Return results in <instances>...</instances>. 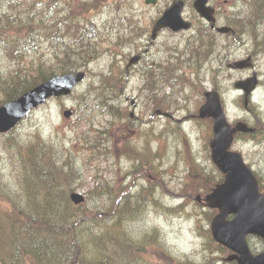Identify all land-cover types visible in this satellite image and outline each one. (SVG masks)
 Returning a JSON list of instances; mask_svg holds the SVG:
<instances>
[{
    "label": "rangeland",
    "instance_id": "rangeland-1",
    "mask_svg": "<svg viewBox=\"0 0 264 264\" xmlns=\"http://www.w3.org/2000/svg\"><path fill=\"white\" fill-rule=\"evenodd\" d=\"M7 1L0 0V83L10 80L13 71L32 66V62L55 61L54 45L42 29L36 32V49L14 45L23 41L27 31L14 27L9 22L11 15L16 19L15 25L24 21L23 26L32 23L31 28L37 26V29L42 25L38 0H11L19 2L14 8H10ZM215 1L224 25L233 23L236 10L244 3ZM71 2L85 8L84 13L77 15L80 24L95 27L98 58L91 57L87 66L82 67L87 77L73 93L50 98L33 109L11 132L0 135V193L3 198L18 208H25L38 194L28 191L25 184L27 169L20 151L37 144L41 139L36 135H40L47 145L53 146L60 164H68L64 170H71L72 192L86 195L89 206L104 208L106 212L108 197L92 194L94 189L102 190L99 187L105 185H110L114 194L120 196L123 206L128 197L131 210L137 196L142 195L144 205L134 212L135 218L125 216L120 228L112 232L116 235L125 232L134 244L137 241L141 246L139 251L149 253L150 264H236L229 260L231 257L227 258L230 254L219 250L203 232L211 229L212 208L201 206L196 200L177 207L186 203L180 191L188 180V169L207 171L216 178L222 173L211 155L215 117L192 116L198 115L206 104L208 91H216L222 97L230 126L244 122L249 127H263L254 136L240 135L232 149L242 153L260 185H264V39L259 36L255 40L248 32L240 35L218 32L217 39L212 42L200 30L193 29L164 32L151 46L148 42L152 15L144 0ZM59 8L55 9L54 18L64 14L57 12ZM213 46L214 52L211 51ZM196 51L201 52L198 63L186 61L192 54L196 55ZM142 52L144 58L127 69L130 58ZM16 56L23 61L18 63ZM173 63L177 71L183 73L182 81L174 86L170 84L173 80L164 82L170 74L168 67ZM121 72L124 78L118 83L117 94L111 92L110 83H105V88L101 86L103 74L120 75ZM156 77L157 86L152 81ZM252 78L257 79L256 89L246 100L243 89H237L235 84L238 80ZM156 87L161 98L160 107L151 98ZM5 100L6 94L0 88V105L7 102ZM108 102L114 103L116 109H108ZM157 109L170 112L174 118L155 114ZM69 110L70 116L65 115ZM154 171L159 175L153 174ZM109 222L114 224L115 219ZM247 240L253 253L264 250V239L250 235ZM120 242L121 245L127 243L124 239ZM9 248L8 242L0 239V264H16L17 261L36 264L33 257L26 254L20 260L15 258L14 262L11 255L3 259L1 252L7 254ZM90 258L86 257V263Z\"/></svg>",
    "mask_w": 264,
    "mask_h": 264
},
{
    "label": "trees",
    "instance_id": "trees-1",
    "mask_svg": "<svg viewBox=\"0 0 264 264\" xmlns=\"http://www.w3.org/2000/svg\"><path fill=\"white\" fill-rule=\"evenodd\" d=\"M241 1L244 3L236 10L234 15L236 18L233 23L230 22L233 30L239 35L246 32L252 33L255 40H258L259 36L263 40L264 0H236L237 3ZM7 3L10 4V8H14L19 2L8 0ZM71 6V3L66 2L63 9L59 11L64 14L51 21V12L39 14L42 25H38L37 29V26L31 28L32 23L23 26L24 21H19L15 25L16 19L11 15L9 22L14 27L20 28L19 31H27L23 41L20 44H14L16 48L25 46L27 50L36 49V32L42 29L46 32L47 39L51 40L54 45L55 61L45 63L40 59L43 62H32V66L25 70L19 68L13 71L10 80L0 83L1 90L6 94L5 101L20 96L35 85L49 79L57 71L58 73L76 72L87 66L91 57L98 58L95 27H85V23L81 22L83 27L78 21L77 15L80 12L84 13L85 8L78 4L74 5V10H71L69 8ZM200 33L205 36L206 32L200 29ZM257 50L260 51L259 48ZM200 55L201 52L196 51V55L192 54V59L189 58L186 61L197 64ZM16 60L19 61L18 63L23 61L20 56H16ZM168 70L170 74L164 79V82L173 80L174 82L170 84L174 86L177 81H182L183 73L177 71L178 67L174 63L168 67ZM149 74L150 72H147V75ZM122 78H124L123 72L120 75L103 74L101 86L104 87L108 82L113 87L111 92L117 94L118 83ZM147 78L150 83V78ZM152 81L157 86L158 77L153 78ZM158 92L157 88L151 96L155 97L156 105L160 107L161 98ZM115 106L114 103H107V107L111 111L116 109ZM36 137L41 140L25 150L21 149L20 153L23 155L22 161L27 169L24 178L28 191H35L38 194L29 200L25 208H18L14 203L6 201L3 198L4 195L0 193V225L2 226L0 227V238L8 242V248L10 246L6 256L14 257V262L15 258L20 260V257L26 254V256H32L36 264H150L149 253H141L139 251L141 246L137 241H134L136 243L134 244L125 232L120 231L118 235L112 232V230L120 228L125 216L127 219L135 218L134 212L144 205L142 195L137 196V200L132 205L133 210H131L129 208L132 203L128 197H126L123 206L120 196L114 194L110 185H105L102 188L98 186L102 190L96 188L92 194L98 197H108L109 205L107 207L104 205L106 212L103 211L104 208L98 209V206H89L86 203L87 200L84 203L75 204L70 198L72 192L69 178L71 170H64L68 164L61 165V160L56 159L53 146L47 145L40 135H36ZM73 170L75 173L77 172L75 168ZM188 173V180L184 182L180 191L182 197H185L186 203L180 204L177 208H182L196 200L199 205L212 208L209 217L217 215L221 202L217 199L209 200L208 196L213 194L224 181L223 174L221 173L220 178H216L214 174L207 171L205 174L199 169L192 171L188 169ZM153 174L159 175V172L154 171ZM116 189L114 187V190ZM261 189L264 192V185H261ZM197 195L204 196L203 200L200 201ZM111 218L115 219L114 224L107 223ZM102 229L104 232H96V230ZM203 232L209 235L219 250L230 254L227 257L232 258L229 259L230 261L238 264L235 253L218 243L214 239L211 229H204ZM120 239H124L128 244L121 245ZM18 248L19 250H17ZM88 256L91 258L89 263H86ZM211 261L214 260L211 259ZM16 264L19 262L17 261Z\"/></svg>",
    "mask_w": 264,
    "mask_h": 264
},
{
    "label": "water",
    "instance_id": "water-1",
    "mask_svg": "<svg viewBox=\"0 0 264 264\" xmlns=\"http://www.w3.org/2000/svg\"><path fill=\"white\" fill-rule=\"evenodd\" d=\"M208 0H197V10L208 20H214V9L208 7ZM183 2L170 7L154 26L153 34L163 27L174 30L189 28L190 22L183 19L181 11ZM222 32L230 30L229 27H219ZM139 55L132 58L136 62ZM240 66H244L240 63ZM86 76L85 71L55 75L24 93L22 96L7 102L0 107V133L15 127L29 112L44 103L52 96L69 95L75 86ZM256 78L239 82L247 95L255 87ZM208 102L203 106L201 117L206 116L213 108L216 113L214 124L215 138L213 139L212 156L217 166L226 174V179L210 199L218 198L222 201L221 213L212 222V232L215 239L234 250L240 255V264H264V251L253 254L248 243L247 235H260L264 238V194L260 193L257 178L251 169L244 163L242 156L237 152L229 151L233 140L226 116L222 110L217 93L208 94ZM71 111L65 115L70 116ZM240 129H243L240 127ZM244 130H252L244 128ZM75 203L84 201V196L79 192L71 194ZM228 214H235L232 219H226Z\"/></svg>",
    "mask_w": 264,
    "mask_h": 264
},
{
    "label": "flooded vegetation",
    "instance_id": "flooded-vegetation-1",
    "mask_svg": "<svg viewBox=\"0 0 264 264\" xmlns=\"http://www.w3.org/2000/svg\"><path fill=\"white\" fill-rule=\"evenodd\" d=\"M145 3L149 6V12L152 15L151 18V30H150V41L148 42V45H155L156 41H158L162 34L164 32H171V33H178L182 32L185 30H180V31H174L170 27L166 26L161 28L157 34L156 37H154L153 30L154 26L157 24L159 19L164 15V13L173 5L178 4L179 2H183V9L181 11V15L185 20L190 21L191 23V28L190 30L193 29H198V28H204L206 31V36L211 38L212 42H214V39H217V26H219L221 23L220 20V15H219V10L220 7L217 6V2L215 0H208V5L212 8H215V12L213 13L214 21H207L206 18H204L197 10L195 3L197 0H144ZM41 5L40 9L43 12L46 11H52L54 12L57 7H61L64 4V0H41ZM211 36V37H210ZM148 51V50H145ZM212 52H214V46L211 49ZM141 56V60L144 58L145 53H138ZM140 60V61H141ZM192 116H196L195 114H192ZM244 124V122H239L235 126H231L233 128V136L234 140L238 139L240 135H243V133H246L244 135H255L260 132V130L263 129L262 126L255 127V130L253 132H244L240 128H238L239 124ZM259 130V132H258ZM243 132V133H242ZM239 133V134H238Z\"/></svg>",
    "mask_w": 264,
    "mask_h": 264
}]
</instances>
